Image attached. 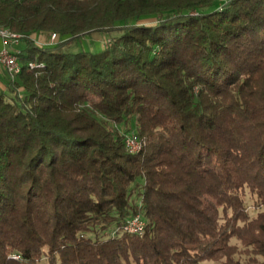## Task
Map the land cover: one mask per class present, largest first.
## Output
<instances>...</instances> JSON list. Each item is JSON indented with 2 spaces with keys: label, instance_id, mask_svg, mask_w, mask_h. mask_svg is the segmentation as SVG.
<instances>
[{
  "label": "trees",
  "instance_id": "1",
  "mask_svg": "<svg viewBox=\"0 0 264 264\" xmlns=\"http://www.w3.org/2000/svg\"><path fill=\"white\" fill-rule=\"evenodd\" d=\"M0 26V264H264V0H0Z\"/></svg>",
  "mask_w": 264,
  "mask_h": 264
},
{
  "label": "built area",
  "instance_id": "2",
  "mask_svg": "<svg viewBox=\"0 0 264 264\" xmlns=\"http://www.w3.org/2000/svg\"><path fill=\"white\" fill-rule=\"evenodd\" d=\"M51 38L55 37V33H52L50 35ZM0 39L2 42V45H0V67L7 72L9 75H14L16 73V66H15V52L7 48L6 44L9 42L17 44L20 39V34L12 32V31H6V32H0ZM29 66L32 67L34 63L33 61H30ZM137 137L134 134H128L126 136L125 142L126 146L130 149L133 148V145L137 142ZM143 227V221L140 218L139 215H134L130 217L124 226V228L128 231H132L134 228H142Z\"/></svg>",
  "mask_w": 264,
  "mask_h": 264
},
{
  "label": "rangeland",
  "instance_id": "3",
  "mask_svg": "<svg viewBox=\"0 0 264 264\" xmlns=\"http://www.w3.org/2000/svg\"><path fill=\"white\" fill-rule=\"evenodd\" d=\"M106 35L107 34L105 32H100V33H95V34H92L89 36H85L83 39L79 40L78 46L74 47V49L82 48V49H87V50H91V51L98 50L102 46L101 43H103V41L105 40ZM34 38H35L36 42L40 43V44L52 43L56 39V37L51 38L50 36L45 35V34L35 35ZM106 39H107V37H106ZM17 44H14V43L10 44L8 42L6 44V46H7V48L11 49V48L17 47ZM3 71L4 70L0 67V77H2ZM2 85H3L2 82H0V86H2ZM135 215H138V214H135Z\"/></svg>",
  "mask_w": 264,
  "mask_h": 264
},
{
  "label": "bare ground",
  "instance_id": "4",
  "mask_svg": "<svg viewBox=\"0 0 264 264\" xmlns=\"http://www.w3.org/2000/svg\"><path fill=\"white\" fill-rule=\"evenodd\" d=\"M6 31H10L8 30L7 28H4V27H1L0 26V32H6ZM17 54V53H16ZM15 54V66H16V72L19 71L20 69V64H19V61H18V58H17V55ZM34 65V64H33ZM139 147V142L137 140V142L133 145V148L130 149V150H135ZM133 230H141V228H134Z\"/></svg>",
  "mask_w": 264,
  "mask_h": 264
},
{
  "label": "crops",
  "instance_id": "5",
  "mask_svg": "<svg viewBox=\"0 0 264 264\" xmlns=\"http://www.w3.org/2000/svg\"><path fill=\"white\" fill-rule=\"evenodd\" d=\"M0 45H2V42H1V40H0ZM14 48H11L10 50H13Z\"/></svg>",
  "mask_w": 264,
  "mask_h": 264
}]
</instances>
